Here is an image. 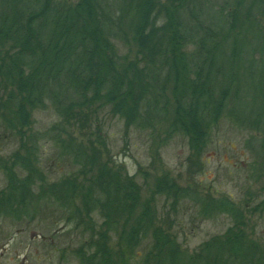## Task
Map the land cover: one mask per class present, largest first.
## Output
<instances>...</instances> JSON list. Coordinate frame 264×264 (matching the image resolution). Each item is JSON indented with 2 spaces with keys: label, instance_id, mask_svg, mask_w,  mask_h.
I'll use <instances>...</instances> for the list:
<instances>
[{
  "label": "rangeland",
  "instance_id": "rangeland-1",
  "mask_svg": "<svg viewBox=\"0 0 264 264\" xmlns=\"http://www.w3.org/2000/svg\"><path fill=\"white\" fill-rule=\"evenodd\" d=\"M53 1L74 7L79 0ZM99 1L108 15L109 7L127 0ZM251 1L204 0L203 28L188 25L195 41L183 51L197 55L201 78L208 75L209 88L222 102L199 141L184 126L182 88L169 65H155L156 89L146 100L154 117L143 115L150 109L143 105L141 123L113 111L103 97L69 107L46 90L35 102H24V118L13 101L20 95L17 84L0 74V198L12 188L15 194L26 191L10 207L1 203L0 264H80L75 251L94 232L109 237L111 264H228L215 246L235 234L247 238L252 261L230 264H264V0H253L259 6L253 12ZM0 13H10L8 4L0 2ZM232 14L238 20L229 24ZM111 15L123 21L120 36L111 40L119 63L147 65L131 26L134 10ZM210 21L221 29H208ZM205 30L212 48L196 40ZM257 43L261 51L252 52ZM0 50L4 62L14 53L1 41ZM104 173L134 186L126 209L118 199L97 197ZM39 199L38 206L32 204ZM72 211L79 225L67 221ZM157 235L165 240L157 242Z\"/></svg>",
  "mask_w": 264,
  "mask_h": 264
},
{
  "label": "trees",
  "instance_id": "trees-1",
  "mask_svg": "<svg viewBox=\"0 0 264 264\" xmlns=\"http://www.w3.org/2000/svg\"><path fill=\"white\" fill-rule=\"evenodd\" d=\"M203 1L127 0L123 7H109L107 15L99 0H79L74 7L60 6L53 0H0L10 8V13H0V41L12 45L14 49V53L6 57L7 62H4V52L0 50V74L17 84L20 95L13 101L21 113L24 110V118V102H35L40 92L46 90V94L56 95L53 99L57 103L67 100L69 107H87L91 101H98L103 97L111 103L113 111L122 114L128 121L141 123L138 116L143 105H150V109L143 110V115L147 112L149 118L154 117L152 103L148 101L149 104L146 100L153 95L149 91L156 89V84L151 82L155 79V65H169L176 73L177 87L182 88L179 94L185 102L179 107V111L181 118H184V126L194 139L202 140L205 122L216 116V111L222 105L215 92L209 88L208 75L204 76L205 80L201 78L202 69L197 67V55L183 51L192 38L195 41L194 36L188 35V25L195 27V31L204 26L206 16L202 9ZM248 5L250 12L255 8L259 9L253 0ZM128 8L135 12L131 26L141 50V61L148 63L141 68L135 62L128 65L119 63L113 51L114 44L111 40L114 36H120L123 21L116 20L111 11L119 14L120 10ZM237 20L238 16L232 14L229 24ZM209 24L208 29H221L220 23L216 25L214 21H210ZM210 37L205 30L196 40L201 48H212L213 43L208 40ZM251 51H261L260 45L257 43ZM262 61L260 64L264 66V58ZM183 64L189 68L194 79L186 74L188 72ZM184 74L190 78L184 77ZM260 86L264 89L262 83ZM50 88L55 91L49 92ZM157 101L158 99L155 104ZM98 187L97 197H102L107 203L118 199L122 201L124 209L125 202L131 198V191H135L129 181L120 182L110 173L102 174L98 179ZM11 191L0 198V206L3 203L10 207L13 202L25 199V190H21L19 194L13 193V188ZM61 191L57 189L55 193ZM71 191L70 200L74 201L77 194L76 191ZM93 194L90 200L96 201ZM40 199L32 201V204L38 206ZM55 199L58 203V196L55 195ZM65 199L67 201V197ZM44 202L55 203L53 200ZM65 212L68 213L67 210ZM66 219L74 225L76 222L77 225L80 223V218L74 211ZM95 223L102 222L95 220ZM104 223L108 225V221L102 224ZM246 239L242 234H235L215 248L226 255L228 264L243 258L252 261L251 255H248L250 244ZM155 240L164 241L165 238L157 235ZM97 241L99 245L95 247L105 248L103 243L100 244L103 240ZM85 246L92 247L91 244H82L80 248ZM255 262L250 264H257Z\"/></svg>",
  "mask_w": 264,
  "mask_h": 264
},
{
  "label": "flooded vegetation",
  "instance_id": "flooded-vegetation-1",
  "mask_svg": "<svg viewBox=\"0 0 264 264\" xmlns=\"http://www.w3.org/2000/svg\"><path fill=\"white\" fill-rule=\"evenodd\" d=\"M90 237H87L86 244H91L92 247H83L77 249L75 252L76 257L79 258L80 264H110V248L108 240L109 237L104 233H91ZM91 239L96 241H91ZM97 240H103L100 244H104L105 248L95 247L99 242ZM99 245V244H98Z\"/></svg>",
  "mask_w": 264,
  "mask_h": 264
}]
</instances>
